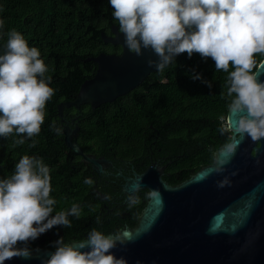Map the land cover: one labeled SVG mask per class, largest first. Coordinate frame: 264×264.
Masks as SVG:
<instances>
[{
    "label": "trees",
    "instance_id": "obj_1",
    "mask_svg": "<svg viewBox=\"0 0 264 264\" xmlns=\"http://www.w3.org/2000/svg\"><path fill=\"white\" fill-rule=\"evenodd\" d=\"M0 18L5 27L0 33V53L5 50L7 33L16 29L30 46L37 47L52 77L54 96L46 104V116L39 135L15 145L16 133L0 137V178L14 172L23 155L43 158L50 168L52 193L57 201L54 213L79 204L81 216H69L70 228L56 226L42 234L28 247L55 249L61 237L66 243L86 238L92 228L105 234L116 232L127 222L134 225L145 198L131 208L126 220L116 213L104 217L102 202L94 199L92 183L85 184L90 169L70 152L59 128L57 105L75 97L80 84L90 78L95 64L86 58L99 52L120 53L121 46L104 42L101 32L110 33L113 9L108 0H0ZM264 56L257 55L258 62ZM231 70V69H230ZM255 70V69H254ZM200 73L202 79H192ZM228 73L215 70L211 58L191 57L182 53L163 72L153 71L126 94L86 111L80 118L79 138L84 152L114 159L139 162L151 150L178 156L181 178L186 179L213 160V153L228 140L230 133H220L226 121ZM204 81H211L209 88ZM87 108V107H86ZM65 110V109H64ZM87 110V109H85ZM85 112V111H84ZM35 146L32 147V142ZM93 181V180H92ZM110 194L120 190H103ZM97 217L100 223H96Z\"/></svg>",
    "mask_w": 264,
    "mask_h": 264
},
{
    "label": "clouds",
    "instance_id": "obj_2",
    "mask_svg": "<svg viewBox=\"0 0 264 264\" xmlns=\"http://www.w3.org/2000/svg\"><path fill=\"white\" fill-rule=\"evenodd\" d=\"M112 15L118 21L124 46L142 55L150 49L158 57L149 60L156 71L187 53L211 58L216 71L228 73V112L237 119L224 121L220 133H230L224 151L233 153L241 139L264 138V80L257 69V55L264 56V0H108ZM3 8L0 7V12ZM5 20L0 18V33ZM5 50L0 53V137L16 133L23 145L26 138L39 135L46 116V104L54 96L52 77L40 50L30 46L25 36L10 30ZM231 69V70H230ZM202 79L200 73H190ZM209 88L211 81H204ZM56 131L59 133L60 129ZM35 146V141L32 142ZM225 161L221 160V164ZM85 184H91L90 178ZM226 183V181L222 182ZM138 180L128 194L129 207L139 201ZM50 168L43 158L23 155L14 172L0 178V264L14 257L31 258L27 246L56 226L70 228L69 216L80 218L79 204L54 213L57 201L51 195ZM96 223H100L97 217ZM23 242L24 247H18ZM118 234H105L92 228L86 238L66 243L61 237L55 251L42 264H127L123 256L112 250Z\"/></svg>",
    "mask_w": 264,
    "mask_h": 264
},
{
    "label": "water",
    "instance_id": "obj_3",
    "mask_svg": "<svg viewBox=\"0 0 264 264\" xmlns=\"http://www.w3.org/2000/svg\"><path fill=\"white\" fill-rule=\"evenodd\" d=\"M110 30V35L102 31L101 38L120 45L121 53L100 52L90 57L96 70L80 84L74 98L58 103L60 121L66 122L64 108L79 109L85 103L95 108L111 102L156 70L148 64L158 59L153 51L145 49L138 56L124 46L116 24ZM255 71L264 80V57ZM237 118L227 112L226 121ZM61 132L68 149L92 172L99 174L112 165L109 158L83 151L75 139L78 126L65 124ZM229 142L214 151L210 163L175 185L161 178L157 163L123 176L125 194L138 180L140 189L147 188L149 193L136 223L115 232L122 242L112 251L125 257L127 264H264V138L245 137L233 153L224 151ZM54 251L36 247L31 258L14 257L5 264H42Z\"/></svg>",
    "mask_w": 264,
    "mask_h": 264
},
{
    "label": "flooded vegetation",
    "instance_id": "obj_4",
    "mask_svg": "<svg viewBox=\"0 0 264 264\" xmlns=\"http://www.w3.org/2000/svg\"><path fill=\"white\" fill-rule=\"evenodd\" d=\"M112 25L113 24H111V26ZM110 34H111V30L110 33H107V35ZM120 53H116V54H120ZM86 60L92 61L95 64V70H96L97 67L96 62L90 59V57L86 58ZM89 108H91V106L90 104L87 103L81 104L79 109H76L75 107L64 108L65 110L63 109V116L65 117L67 123L65 121H60L59 119L58 125L60 132L65 124H67L69 128H74L75 126H78V134L75 139L80 144V138H79L80 118L86 116V111H88ZM95 108H91V110L93 111ZM70 152L72 151L68 149V154ZM111 161H112V165L108 166L107 168H104L103 171L99 174L92 172V169L89 166L88 168L90 169V177L93 180L92 181V189H93L92 191L94 193L93 196L95 200L102 202V206H103L102 209L104 210L103 216L109 217L116 213L117 215H119L118 217L121 218V222L126 220L125 218L129 214L127 208H131L129 207V203H128V195L125 194L121 188V185L124 182L123 176H133L134 172L140 173L145 168L152 165L153 163H157V170L160 169L161 178L170 185H175L184 180L183 178H181L182 170L178 168L179 165L178 156L177 155L172 156L166 154L161 150V148H158L156 152L151 150L149 153L145 155V158L143 160L137 163L133 162L131 159H123L120 157H115L114 159H111ZM118 172H120L122 175L117 174ZM103 190H106L107 192L109 190H120L121 193L109 195ZM148 193L149 191L147 188H141L139 189L138 192L135 193V195L139 200H142L145 198L146 195L148 198ZM147 198H145V201ZM123 223H124L123 227L127 225L131 226L127 222H123ZM123 227L117 228L116 231Z\"/></svg>",
    "mask_w": 264,
    "mask_h": 264
}]
</instances>
